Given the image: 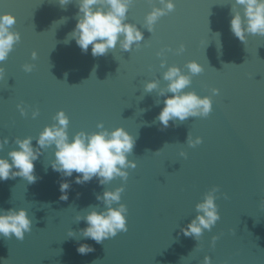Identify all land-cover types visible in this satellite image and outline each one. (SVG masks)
Returning <instances> with one entry per match:
<instances>
[{
	"label": "water",
	"instance_id": "obj_1",
	"mask_svg": "<svg viewBox=\"0 0 264 264\" xmlns=\"http://www.w3.org/2000/svg\"><path fill=\"white\" fill-rule=\"evenodd\" d=\"M174 3V10L149 32L145 17L153 6L161 7L159 0H134L126 22L143 32L139 47L127 52L117 46L93 57L91 45L84 53L69 38L78 0L66 5L59 0H0V14L16 18L10 30L20 35L0 62L5 69L0 140H9L0 157L18 148L17 137H33L36 147L39 133L63 110L70 138L79 131H99L98 123L109 131L125 128L136 139L128 159L137 165L127 169V180L73 182L68 200L62 201L60 174L50 167L53 146L35 161L34 183L19 176L0 181V209L25 208L32 219L23 240L0 235V264H203L206 255L211 264H264V36L248 34L245 42L234 36V0ZM181 44L184 51L177 53ZM161 50L164 55L157 56ZM161 59L166 60L164 68ZM191 60L204 70L183 91L210 96L212 111L207 117L169 121L163 128L156 117L164 97L158 90L145 92L144 84L156 79L165 87L167 67L179 66L187 74L185 65ZM26 63L33 65L31 72L24 71ZM189 133L202 142L190 147ZM121 185L127 231L102 243L81 237L79 230L86 225L75 221L76 214L98 205L97 193ZM213 187L218 189L220 219L199 241L184 236L180 229ZM69 229L76 237L67 236ZM213 236L218 237L214 244ZM79 243L94 251L79 254Z\"/></svg>",
	"mask_w": 264,
	"mask_h": 264
},
{
	"label": "clouds",
	"instance_id": "obj_2",
	"mask_svg": "<svg viewBox=\"0 0 264 264\" xmlns=\"http://www.w3.org/2000/svg\"><path fill=\"white\" fill-rule=\"evenodd\" d=\"M59 3L66 5L69 0H59ZM133 3L134 0H78L77 20L69 38L74 40L84 53L89 51L91 45L93 57L106 55L110 49L117 46L127 52L134 46L138 48L140 42L144 40V34L136 24L126 22L127 12ZM159 4L161 7L153 6L145 17V27L149 32L154 30V25L160 17L175 8L174 0H159ZM232 13L231 31L241 42L246 41L248 34L264 36V0H234ZM15 22L16 18L12 14H0V62L7 59L14 44L20 40L19 33L10 30ZM176 51L183 52L184 45L181 44ZM163 55L164 50L157 53V56ZM36 56L37 53L33 51L32 58L35 59ZM165 65L166 60L161 59L160 67L164 68ZM185 67L188 70L187 74L179 66H168L163 72V79L167 81L165 87H160L156 79L144 84L145 92L158 90L157 95L164 97V106L156 117L163 128L169 126V121L183 122L189 117H207L212 111L210 96L202 97L195 91H183L191 85L192 76L204 70L202 65L191 60ZM23 69L25 72H31L33 65L26 63ZM4 76L5 69L0 67V80H3ZM218 91L216 88L212 89L213 94H217ZM17 107L22 115H26L24 107L21 105ZM37 115L38 110L32 112L33 118ZM53 120L55 123L46 125L35 139L36 147L33 146L31 136L23 139L17 137L14 140L18 148L10 150L7 157H0V181L19 176L28 183H34L37 179L34 174L35 161L43 151L53 146L54 158L50 161V167L60 174L59 199L62 201L68 200V190L73 182L83 185L95 178L99 185H106L117 177L127 180L129 175L127 169H134L137 166L134 160L128 159L133 152L136 139L125 128L117 127L109 131L103 123H98L99 131L92 133L79 131L70 138L67 131L69 118L65 112L58 111ZM201 142L200 137L193 139L191 134H188L187 144L190 147H195ZM8 143L7 137L0 140V151ZM180 155L186 156V153L182 151ZM123 191V185L114 190L105 189L103 193L96 194L98 205L89 206L83 214L79 212L76 214L75 221L77 223L84 221L86 225L79 230L81 237L102 243L115 237L119 232L127 231L128 209L125 204L120 203ZM217 191L218 189L213 187L205 193L203 200L195 205V217L180 229L184 236L199 241L203 232L211 230L220 219L215 203ZM101 204L103 208L98 210ZM31 229L32 219L25 208L0 209V235L11 237L14 234L17 240H23L25 233ZM76 235L77 233L71 229L67 232L69 238ZM216 239L218 237H212L213 244ZM76 250L84 255L94 251V248L87 243H79ZM203 264H211V258L204 256Z\"/></svg>",
	"mask_w": 264,
	"mask_h": 264
}]
</instances>
